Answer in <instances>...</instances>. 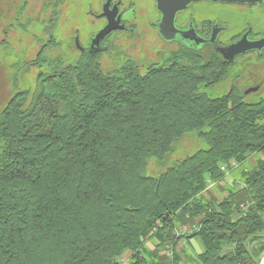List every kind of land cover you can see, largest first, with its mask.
I'll use <instances>...</instances> for the list:
<instances>
[{
  "label": "trees",
  "instance_id": "trees-1",
  "mask_svg": "<svg viewBox=\"0 0 264 264\" xmlns=\"http://www.w3.org/2000/svg\"><path fill=\"white\" fill-rule=\"evenodd\" d=\"M62 2L27 64L45 68L35 89L0 111V264H181L178 246L193 239V264H262L264 98H251L261 87L209 94L234 67L216 54L160 68L123 56L104 69V53L75 39L78 57L48 58L62 47ZM189 134L206 147L171 160ZM151 162L163 171L146 176ZM228 176L227 196L208 198ZM182 225L193 231L179 236Z\"/></svg>",
  "mask_w": 264,
  "mask_h": 264
},
{
  "label": "rangeland",
  "instance_id": "rangeland-1",
  "mask_svg": "<svg viewBox=\"0 0 264 264\" xmlns=\"http://www.w3.org/2000/svg\"><path fill=\"white\" fill-rule=\"evenodd\" d=\"M62 1L57 8L60 15L56 28H53L54 36L62 47L46 51L45 56L51 59L59 55L64 58L78 57L79 50L76 48L75 39L79 40L82 47H86L89 38L105 24L97 17L102 12L105 0ZM57 2L60 0H0V111L18 91H33L40 72H44L45 68L32 67L27 64L35 61L42 47L49 42L47 29L52 28L50 21L54 14L53 5ZM122 9L129 10L131 18L135 13L136 18L131 23L137 26V30L133 35L120 33L109 39L107 45L110 49L102 54V66L104 69L115 68L120 63L121 57L128 56L146 68L158 61L152 57L161 48L158 36L150 28V22L153 20L150 17V12L153 13V2L151 0H123ZM261 15L262 21L259 29L264 33V4L261 7ZM69 44L70 49L68 50ZM162 49L173 50L175 48L164 47ZM15 76H18L17 84L14 83ZM234 84H237L245 93L259 86L261 90L251 98H264V54L262 56L250 55L238 60L223 84L208 92L213 96H219ZM194 136L195 134H189L181 141L177 148L179 151L171 160L187 158L206 147ZM163 165V163L151 162L145 175H158L163 171ZM227 187L229 185L213 188V191H209V188L207 197L219 201L224 197L223 194ZM193 227L191 225L180 226L178 235L191 233ZM148 247L154 249L151 244H148ZM193 247L183 243L178 246L177 252L181 257V264H193L192 258L195 259L197 253L203 250L200 240L194 241ZM164 255L167 256L165 253ZM127 260L128 257L125 258V261ZM262 264H264V254Z\"/></svg>",
  "mask_w": 264,
  "mask_h": 264
},
{
  "label": "flooded vegetation",
  "instance_id": "flooded-vegetation-1",
  "mask_svg": "<svg viewBox=\"0 0 264 264\" xmlns=\"http://www.w3.org/2000/svg\"><path fill=\"white\" fill-rule=\"evenodd\" d=\"M106 2L107 0H105V3ZM151 2H153V13L151 14L150 12V17L153 20L150 22V28L156 33L161 43V48L157 50L152 59L156 58L158 61L161 60V62H153L149 66L164 67L168 65L172 59L179 57V53H189L194 56L200 55L203 57L216 54L222 58L225 63L230 65H235L238 60L250 55L262 56L264 54V50L249 51L237 55L234 58V62L231 63L221 52H218V49H226L242 41L245 37L249 42H256L264 37V33L259 29L260 22L262 21V5L260 4L251 5L203 0L194 2L185 10L177 13L175 27L179 33H177L173 40L168 41L160 34L159 25L162 20V14L157 10L155 0H151ZM115 5H118V16L121 17V24L125 26V29L112 32L103 40L100 46V50L102 49V51L95 53H107L110 49L107 43L109 39L116 34L128 33L133 35L137 30V26L131 23V21H134L136 18L135 13L133 18L129 17V10L122 9L123 0H113L111 10H113ZM103 7L99 15L103 13ZM99 15H97V17ZM101 19L105 24L100 30L107 25V20L105 18ZM96 34L89 38V43L86 47L80 46L83 49L80 50L81 53H84L86 50L92 53V39ZM198 41L200 43H198ZM164 47H174L175 49H162Z\"/></svg>",
  "mask_w": 264,
  "mask_h": 264
},
{
  "label": "water",
  "instance_id": "water-1",
  "mask_svg": "<svg viewBox=\"0 0 264 264\" xmlns=\"http://www.w3.org/2000/svg\"><path fill=\"white\" fill-rule=\"evenodd\" d=\"M113 0H107L103 7V13L98 16V18H105L107 20V25L100 30L96 36L92 39L91 51L93 54L95 52H100V46L103 40L109 36L112 32L117 30L125 29V26L121 24V17L118 16V5H115L113 10H111ZM202 0H155L157 4V10L162 14V20L159 25L160 34L165 40H173L179 31L175 27V18L177 13L185 10L190 4L194 2H199ZM210 2H224V3H237V4H264V0H203ZM198 43H200L198 41ZM76 45L79 50H83L80 47L79 41L77 39ZM262 51L264 50V37L256 42H249L245 37L242 41L229 46L226 49H218L225 58L233 63L234 58L239 54H244L249 51ZM259 90L258 87L250 89L246 94L254 93Z\"/></svg>",
  "mask_w": 264,
  "mask_h": 264
},
{
  "label": "crops",
  "instance_id": "crops-1",
  "mask_svg": "<svg viewBox=\"0 0 264 264\" xmlns=\"http://www.w3.org/2000/svg\"><path fill=\"white\" fill-rule=\"evenodd\" d=\"M263 157L261 156V155H254V156H252L251 158H249L248 159V161L246 162V164H245V167H246V169H253L255 166H256V162L258 161V160H260V159H262ZM228 182H231L230 184H228ZM227 185H229V187H234V180H233V178L231 177V176H228L227 177V179L224 181V182H222V183H220V184H212L209 188V191L211 190V191H213V188H219V187H224V186H227ZM224 195V197H226L227 196V191H225V193L223 194ZM223 197V198H224ZM222 198V199H223ZM263 220H264V218H263ZM197 242V240L196 239H193V240H191V241H186V240H184L183 241V244L185 245H190L191 247H193V242ZM185 242V243H184ZM194 248V247H193ZM202 252H198L197 253V255H200Z\"/></svg>",
  "mask_w": 264,
  "mask_h": 264
},
{
  "label": "built area",
  "instance_id": "built-area-1",
  "mask_svg": "<svg viewBox=\"0 0 264 264\" xmlns=\"http://www.w3.org/2000/svg\"><path fill=\"white\" fill-rule=\"evenodd\" d=\"M223 170H224V168H223Z\"/></svg>",
  "mask_w": 264,
  "mask_h": 264
}]
</instances>
